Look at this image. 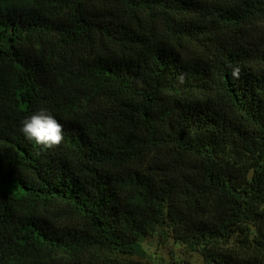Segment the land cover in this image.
Returning <instances> with one entry per match:
<instances>
[{
	"label": "trees",
	"instance_id": "obj_1",
	"mask_svg": "<svg viewBox=\"0 0 264 264\" xmlns=\"http://www.w3.org/2000/svg\"><path fill=\"white\" fill-rule=\"evenodd\" d=\"M255 21L264 0H0V264H129L155 233L264 264ZM41 109L55 148L20 132Z\"/></svg>",
	"mask_w": 264,
	"mask_h": 264
},
{
	"label": "rangeland",
	"instance_id": "obj_2",
	"mask_svg": "<svg viewBox=\"0 0 264 264\" xmlns=\"http://www.w3.org/2000/svg\"><path fill=\"white\" fill-rule=\"evenodd\" d=\"M156 35L168 38L167 32L163 29H158ZM233 35L238 37L242 43L259 41L260 38H264V21L252 22L242 29L236 30V34L233 33ZM170 38L178 44V40ZM181 44L184 46L183 51L191 57L194 54L202 53L203 50L213 48L216 41L205 39L197 42L184 38ZM143 247L145 255L130 258L129 264H205L199 252L190 251L183 244L166 238L160 233L147 237L143 242Z\"/></svg>",
	"mask_w": 264,
	"mask_h": 264
},
{
	"label": "clouds",
	"instance_id": "obj_3",
	"mask_svg": "<svg viewBox=\"0 0 264 264\" xmlns=\"http://www.w3.org/2000/svg\"><path fill=\"white\" fill-rule=\"evenodd\" d=\"M233 75H238V69H234ZM20 124L24 137L38 146L55 148L64 140L63 125L46 109L26 117Z\"/></svg>",
	"mask_w": 264,
	"mask_h": 264
}]
</instances>
